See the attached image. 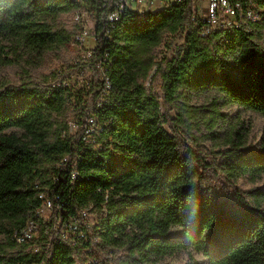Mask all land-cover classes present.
<instances>
[{
    "label": "trees",
    "instance_id": "16d2710c",
    "mask_svg": "<svg viewBox=\"0 0 264 264\" xmlns=\"http://www.w3.org/2000/svg\"><path fill=\"white\" fill-rule=\"evenodd\" d=\"M258 4L262 20L252 31L201 37L190 0L150 10L143 19L126 11L108 34L96 0H0V43L30 50L67 43L71 33L53 20L86 10L96 21L95 42L88 62L77 61L98 76L84 95L74 94L69 74L60 72L0 87V218L8 220L0 222V264H163L167 254L190 247L206 264H264V184H256L264 174V141L254 149L233 145L219 162L197 147L202 129L219 133L224 106L264 116V41L258 36L264 0ZM181 30L185 40L174 56L157 60L164 34ZM105 53L110 90L96 112L100 145L78 144L80 132L69 134L63 115L84 122L104 87L94 62ZM153 69L161 95L146 85ZM196 89L212 95L211 113L202 119L187 102ZM77 152L82 158L72 180L68 167ZM241 178L252 184L243 187ZM39 191L50 199L53 217L58 211L69 222L91 204L96 223L91 229L82 223L47 245L52 219L38 210ZM29 219L37 235L16 242L12 230ZM174 226L182 232L172 234ZM35 245L42 246L40 255ZM187 264L203 262L191 257Z\"/></svg>",
    "mask_w": 264,
    "mask_h": 264
},
{
    "label": "rangeland",
    "instance_id": "374dc122",
    "mask_svg": "<svg viewBox=\"0 0 264 264\" xmlns=\"http://www.w3.org/2000/svg\"><path fill=\"white\" fill-rule=\"evenodd\" d=\"M150 10L143 7L134 8V14L143 19ZM205 14V13H204ZM53 23L56 27L71 33L70 40L64 45H54L47 49L30 50L26 47L16 46L8 41L0 43V87L4 85L17 84L24 81H39L53 72L69 74L74 83V94L84 95L86 88L91 82L98 78L97 74L90 68H77L75 61L83 57L82 54L94 46L91 38L86 39L82 44L73 41L72 37L79 31L80 27H85L90 35L95 27L94 19L87 15H82V21L78 24L75 20V13L59 15ZM62 31V30H61ZM264 41V32L258 34ZM185 31H179L176 34L165 33L162 43L155 49L157 60H170L174 56L175 47L184 43ZM154 69L146 80L147 86H152L158 95H161V78L152 77ZM77 98V96L75 95ZM187 102L199 108L197 116L199 118L210 115L212 95L201 93L199 89L193 90V94H188ZM174 114V112H173ZM66 112L63 115L64 120L70 119L71 115ZM219 133L212 136L206 129H202L197 147L201 149L207 157V160L221 161L230 154L233 145L245 149H254L260 142L264 141V116L238 106H224L217 117ZM69 121V120H68ZM241 178L239 184L243 187H249L252 183ZM257 185L264 184V174L256 182ZM53 209L40 207V214L43 219H53ZM98 217L96 211L88 213L86 219L89 223H94ZM0 222L8 224L7 219H1ZM182 232L180 227L174 226L171 229L172 234ZM1 237V234H0ZM191 257H195L206 264V256L197 249L190 247L167 254L161 262L163 264H187Z\"/></svg>",
    "mask_w": 264,
    "mask_h": 264
},
{
    "label": "built area",
    "instance_id": "2783aa9c",
    "mask_svg": "<svg viewBox=\"0 0 264 264\" xmlns=\"http://www.w3.org/2000/svg\"><path fill=\"white\" fill-rule=\"evenodd\" d=\"M76 3L85 4L88 0H72ZM187 0H96V7L104 9L103 20L105 23V34H108L113 28L114 24L118 22L121 16L126 11L134 12V8L143 7L147 10H157L164 9L168 6L173 5L174 3H181ZM189 1V0H188ZM193 4V14L192 21L194 24L204 25L199 27V35L201 37H207L210 32L213 30H225L230 28H247L248 31H252V25L259 23L262 20L261 8L259 7V0H190ZM75 20L79 24L82 21V15H87L88 12L84 9L76 10ZM205 13V14H204ZM94 22H96L94 20ZM91 38L95 42V32L93 29L92 35L89 34L85 27H80L79 31L73 36V41L79 42L82 44L86 43V39ZM85 58L84 62H88V58L91 56L90 49L82 54ZM79 67L80 64L78 61H75ZM109 56L107 53L103 54L98 60L94 62L96 69L99 72L100 79L104 81V87L100 91L97 100L94 105L91 107L90 111L84 117V122L80 124L79 120L76 117H70L68 121V133L77 134L80 132V136L77 138V143L81 141L85 142L84 145L94 144L99 146L100 143L97 142V134L103 131V125L98 122L96 112L97 108L101 107L109 97V84L108 77L106 76V71L108 68ZM108 139L111 137L108 135ZM77 144V147H78ZM80 151H82L80 149ZM82 152H77L72 159L71 164L68 167V174L73 179L78 175L77 162L82 158ZM66 158L63 159V162ZM65 165V164H60ZM38 196L41 199L40 207H48L51 209L53 205L50 199L45 195L43 191L38 192ZM106 197V195H105ZM40 207L38 210L40 211ZM91 204L88 206L82 207L78 216L74 217L73 220L63 222L60 217V213L54 215L53 219H48L52 221L51 229H46L45 233L47 235V245L50 241L57 242L63 238L70 237L77 228L85 223L90 229L96 223H89L86 219L88 213H91L90 210ZM53 212V211H52ZM97 220V219H96ZM37 223L33 219H29L25 224L15 227L11 232V238L18 243L28 241L37 235ZM84 233L81 232L80 235ZM32 250L37 252L39 255L42 253V246H33ZM43 261H40L42 264Z\"/></svg>",
    "mask_w": 264,
    "mask_h": 264
}]
</instances>
